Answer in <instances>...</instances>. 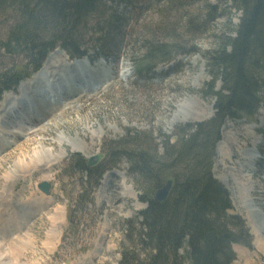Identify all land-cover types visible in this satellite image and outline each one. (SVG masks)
Instances as JSON below:
<instances>
[{
  "label": "rangeland",
  "instance_id": "374dc122",
  "mask_svg": "<svg viewBox=\"0 0 264 264\" xmlns=\"http://www.w3.org/2000/svg\"><path fill=\"white\" fill-rule=\"evenodd\" d=\"M112 6L108 22L111 15L122 19L123 34L116 32L106 42L108 31L101 27L85 33L84 43L90 48L99 43L107 59L87 60L88 66L78 67L82 79L74 81H87L93 89L80 88V103L64 96L59 104H51L49 114L56 108L66 110L49 116L53 126L29 135L44 116L38 111V122L31 118L28 104L36 107L37 102L28 89L48 65L61 71L64 63L77 62L61 50L52 52L31 80L0 101L3 120L6 111L12 112L9 106L21 108L5 120L4 130L0 128V225L9 229L1 231L0 226L1 264H123V245L136 240L146 205L140 202L127 161L117 156L121 151L111 156L112 146L142 138L141 146L159 145L160 150L164 138L174 140L179 129L215 114V101L206 94L212 78L204 56L217 50L225 37L236 35L242 14L231 0H114ZM6 22L0 16V38ZM154 39L168 45L172 54L153 74L139 76L136 67L146 62L145 46ZM5 65L29 71L23 57L0 58V66ZM49 78H44L46 85ZM175 115L178 122L172 124ZM23 118L31 127L22 125ZM14 123L22 130H14ZM215 155V176L230 189L234 211L247 221L253 240L251 249L234 247L233 264H264V106L256 118L228 121ZM251 155H256L255 164L244 167ZM76 156L88 163L102 157L92 167L111 168L96 191L93 180L73 170ZM44 183L50 185L49 194L39 189ZM128 188L131 194L126 197ZM58 213L62 225H54Z\"/></svg>",
  "mask_w": 264,
  "mask_h": 264
},
{
  "label": "trees",
  "instance_id": "16d2710c",
  "mask_svg": "<svg viewBox=\"0 0 264 264\" xmlns=\"http://www.w3.org/2000/svg\"><path fill=\"white\" fill-rule=\"evenodd\" d=\"M113 4L114 0H0V16L7 21L0 58L23 57L29 70L0 66V98L38 72L58 48L71 59L102 55L99 39L90 48L84 43L85 33L101 27L108 31L106 42L116 32L123 34L122 19L111 15L108 22ZM231 4L242 14L235 37H225L217 50L204 56L212 78L206 94L215 101L214 116L179 129L174 140L164 138L160 150L159 145L144 148L139 144L142 138L111 148L114 157L121 151L117 156L127 161L140 202L146 205L136 240L123 245V264H233L235 245L252 248L251 230L246 220L232 214L231 193L216 179L214 166L225 124L256 118L264 106V0ZM145 48L146 62L136 67L139 76L153 74L172 54L157 39ZM72 164L73 170L93 180L95 190L111 169L90 168L80 156ZM170 179L172 192L160 203L155 194Z\"/></svg>",
  "mask_w": 264,
  "mask_h": 264
},
{
  "label": "bare ground",
  "instance_id": "6f19581e",
  "mask_svg": "<svg viewBox=\"0 0 264 264\" xmlns=\"http://www.w3.org/2000/svg\"><path fill=\"white\" fill-rule=\"evenodd\" d=\"M87 63L86 61H83V62H80V61H77L75 64L73 65H68V62L67 63H64L62 66V70L61 71H58L56 70L57 68L54 67L55 70H53V68H49V65L47 67V69H45L44 71V74H42V76H40L37 81H36V84L34 87H32L33 89L29 88L28 89V96L31 94V95H34L35 94V99H33L34 102H37L36 104V107L33 106L30 108V106L28 107V112L32 115L31 118H33V120L35 122H38V120L36 119L38 116V111H40L43 116H44V119L42 120V122H40L37 126H32V129L34 130H29L30 132L32 131V133H29L30 136L40 132V131H43V130H46L47 128L53 126L54 124L51 123L50 119H49V116L50 115H53L55 112L57 111H60V110H63L62 108H59L57 110V108L55 110H53V114H49L48 112V109H50V105L53 103L50 99H47V97L45 96L46 95V92H48V90H53V88L55 87L57 90H60V91H63L66 92V93H63V94H60V92H58L60 94L61 97H64L66 96L67 99L69 98H74L72 101H73V104H75L76 102L77 103H80V101L82 100L83 98V91H81V89L78 87V86H74V85H71L72 83H75L76 81H74V78L78 81H80L82 79L81 75L78 74L79 72V69L78 67L82 66V67H85ZM59 65V64H58ZM65 66V67H64ZM72 70H68V69H71ZM71 71V73H70ZM70 73V74H69ZM78 74L76 77L75 75ZM71 75V77H70ZM47 76H50L51 78H49V82L48 84L46 85V83H44V78H46ZM65 76V77H64ZM64 78V79H63ZM63 79V80H62ZM202 79V78H201ZM51 81H54L55 85H53L54 87L52 88H49L50 85V82ZM65 81V83H64ZM76 84V83H75ZM67 86L64 88V86ZM197 87H200V83L197 85ZM55 89V90H56ZM40 90V94L38 93ZM52 92V91H51ZM36 94L40 97H38V99H42L43 101H40L38 100L36 97ZM82 94V95H81ZM66 99V100H67ZM61 100V98H60ZM60 100H57L56 102L59 104L60 103ZM76 100V101H75ZM78 100V101H77ZM15 102H19V99H14ZM33 102V103H34ZM56 102H54V104H56ZM76 103V104H77ZM46 104V105H45ZM53 106V105H52ZM55 106V105H54ZM52 108V107H51ZM36 109V111H35ZM18 110L21 111V108L20 106L17 108V109H14L12 108V105L11 107L9 106V110L8 112L12 111L11 113H7V111L5 112V117L4 119L7 121V119H9V115H12L16 112H18ZM65 110V109H64ZM66 111V110H65ZM60 113V112H58ZM61 113H65V112H61ZM25 116V115H24ZM46 116V117H45ZM28 117V116H27ZM24 119V118H23ZM23 119H22V122H23ZM36 119V120H35ZM3 120V119H0V128H2L4 130V127L6 126L7 122ZM61 120V119H60ZM21 122V123H22ZM176 122H178V115H175L171 121L172 124H175ZM25 123V122H24ZM29 123H30V120H29ZM54 123V122H53ZM15 124V123H14ZM18 124V123H17ZM32 124V123H31ZM31 124H28L29 127H31ZM38 128L35 130V128ZM20 129V126L19 125H16L15 124V128H13L14 130L16 129ZM18 129V130H19ZM22 130V129H20ZM26 131V130H25ZM8 133V132H7ZM6 133V134H7ZM15 135V134H13ZM48 153V152H47ZM250 153V152H249ZM249 153H246V155H249ZM251 154V153H250ZM49 155V154H48ZM255 161H256V155H251V159H247L246 161V164L244 165V167H249L251 168L254 164H255ZM51 163V162H49ZM24 166H21V168H23ZM27 167V166H26ZM36 167V166H35ZM244 170V169H243ZM5 192V190H4ZM7 193V192H6ZM133 193V192H132ZM4 194V193H3ZM127 194V193H126ZM131 194V189L128 188V194L126 195V197H129ZM2 197V196H0ZM2 199V198H1ZM38 202V201H37ZM39 204V203H38ZM39 208V207H38ZM1 209V208H0ZM32 209V208H31ZM36 211V210H35ZM34 211V212H35ZM255 211H259L258 209L255 210ZM250 212H253V210H251ZM37 213V212H36ZM60 213V212H59ZM57 214L55 215V217L53 218V221H54V225H62V223L64 222V220H62V216L60 214ZM59 221H61L60 223H58ZM1 226V231H7L9 232V229H6L4 230V227L5 225H0ZM13 229V227H11ZM10 228V229H11ZM58 228V227H57ZM11 229V230H12ZM6 234V233H5ZM4 234V235H5ZM2 255L1 253V246H0V256ZM1 260L2 258L0 257V264H1ZM85 262H88L87 260Z\"/></svg>",
  "mask_w": 264,
  "mask_h": 264
},
{
  "label": "water",
  "instance_id": "95a60500",
  "mask_svg": "<svg viewBox=\"0 0 264 264\" xmlns=\"http://www.w3.org/2000/svg\"><path fill=\"white\" fill-rule=\"evenodd\" d=\"M133 135L139 136L137 134H133ZM101 158L102 157L91 158V160L89 161V166L92 167L96 165ZM173 185H174V182L172 179H170L163 188L161 187V189L156 192L155 199L160 203L165 202L169 198L172 192ZM40 189H42L46 194H49L50 192L49 190L51 188L49 184L44 183L40 186Z\"/></svg>",
  "mask_w": 264,
  "mask_h": 264
}]
</instances>
